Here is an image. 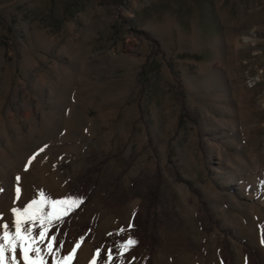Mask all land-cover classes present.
I'll return each mask as SVG.
<instances>
[{
	"label": "rangeland",
	"instance_id": "374dc122",
	"mask_svg": "<svg viewBox=\"0 0 264 264\" xmlns=\"http://www.w3.org/2000/svg\"><path fill=\"white\" fill-rule=\"evenodd\" d=\"M0 189L72 264H264V0H0Z\"/></svg>",
	"mask_w": 264,
	"mask_h": 264
},
{
	"label": "snow or ice",
	"instance_id": "6c2138e0",
	"mask_svg": "<svg viewBox=\"0 0 264 264\" xmlns=\"http://www.w3.org/2000/svg\"><path fill=\"white\" fill-rule=\"evenodd\" d=\"M46 147V146H45ZM42 152L43 149H40ZM38 153L29 158L28 163L25 165V169L29 167L33 160L36 159ZM22 178L17 176L16 180L19 181ZM0 191H3L0 189ZM16 196L19 199L21 194V188L18 186L15 189ZM39 199H32L23 208H13L11 211L15 217L14 227L15 232L8 231L9 224L5 223L0 225L4 229L3 234L0 235V264H4L5 251L9 250L13 253L16 252L17 247L23 253V260L25 264H45V257L48 254L53 256V264H72L74 258L77 256V251L81 247V243L78 241L67 254L57 255L60 253L61 248L64 247L63 241H58V237L53 235L47 240L46 248H41V244L44 243L46 234L49 231V226L55 222L63 221L66 216L73 212L83 201L82 199H75L71 197H65L63 199H52L46 197L43 191L40 192ZM37 224L39 228V235L35 236L34 232L37 230ZM129 227H132L129 224ZM124 229H120L123 232ZM59 243L60 247L55 248L54 244ZM136 243L135 240L129 238L119 245L120 252H127L129 247ZM100 250H97V255ZM30 253L34 255H30ZM16 257L13 255V261ZM108 260H112V250L108 251ZM96 256L93 257L90 264H95Z\"/></svg>",
	"mask_w": 264,
	"mask_h": 264
},
{
	"label": "trees",
	"instance_id": "16d2710c",
	"mask_svg": "<svg viewBox=\"0 0 264 264\" xmlns=\"http://www.w3.org/2000/svg\"><path fill=\"white\" fill-rule=\"evenodd\" d=\"M145 73H146L145 70H143L142 71V77L144 76ZM157 197L158 196H157L155 189H153V191L150 190L148 192V194H146V199L148 200V203H151V204H154V201L157 199ZM56 223L57 222H55L53 225H50L49 228L55 227ZM37 227H38V224H37ZM110 237H111L110 241L114 244V247H117L123 243V241L120 239V237L117 233L112 234ZM153 241H154V239H153ZM248 252H250L252 255H255L254 251H252V250H248ZM148 264H149V262H148Z\"/></svg>",
	"mask_w": 264,
	"mask_h": 264
}]
</instances>
